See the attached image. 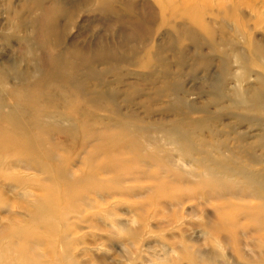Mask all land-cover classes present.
I'll return each mask as SVG.
<instances>
[{
    "label": "rangeland",
    "instance_id": "rangeland-1",
    "mask_svg": "<svg viewBox=\"0 0 264 264\" xmlns=\"http://www.w3.org/2000/svg\"><path fill=\"white\" fill-rule=\"evenodd\" d=\"M34 1L0 0V65L25 72L31 45L43 77L67 72L59 108L23 107L60 118L41 127L53 158L0 148V259L264 264V0ZM87 125L122 148L101 155Z\"/></svg>",
    "mask_w": 264,
    "mask_h": 264
},
{
    "label": "bare ground",
    "instance_id": "bare-ground-1",
    "mask_svg": "<svg viewBox=\"0 0 264 264\" xmlns=\"http://www.w3.org/2000/svg\"><path fill=\"white\" fill-rule=\"evenodd\" d=\"M40 1L41 0L34 1L36 6L37 4L39 6ZM104 1L105 3H107L110 0H104ZM35 4L34 5H23L21 8L22 9L27 8L28 10H32ZM36 19L37 18L35 17L34 21H36ZM19 21L21 24H26V22L30 24L32 23L33 18L31 19V22L23 19L22 17L19 18ZM53 26L54 24L51 21L48 25L51 32H48L49 33L48 35L52 36L53 38L52 44L53 43L55 44L57 41L56 36L58 35L59 30H58V27L55 26L56 27L55 28ZM23 39L28 41L29 36H23ZM30 47L31 45L28 46V51H27V53L29 54V57H24L22 59L25 65L24 67L25 68L24 70H26L25 72H22V73L20 72L22 71L21 70L22 67L20 63L0 65V72L3 74V75H0V91L2 90V94L3 92H5L4 93L5 97L8 98V102H5V103L0 98V120L2 118L5 119V122H7L9 125L7 126V128L3 126L5 128H2V130H0V148L8 151L9 153H7V155H10L12 157H17V156H20L21 154L25 155V154H31L32 152H37L36 154H39V155L43 154L44 157H47L48 159H52L53 153L50 152L45 147L44 134H43L45 133V131L41 128L46 125V123H42L43 121H46V117H43L44 115H41V116H37L34 118L32 117L30 118L27 116L26 114L27 112L23 109V107L25 106V104H28L29 106V104L33 102L37 106L39 105L38 108L36 107V105L31 106V108L35 107L36 111L37 110L39 111V109L41 110L42 108H44L45 110L51 109V108L57 109V107L59 108V104H53L52 102L56 101V98H57L56 94L63 95V92H62L63 89H61L60 87L61 82L58 80L61 76L59 73V70H63V71L65 70V72H67V69L64 68L61 64L57 65L58 64L57 62L56 63L52 62V64L49 67V71L45 73L46 77H43L41 75V72H42L41 64L36 65V62L34 60H37V59L35 58L32 59L30 57V56H33L31 55L32 48ZM67 57L71 59L70 55H68ZM32 60L35 62V64H32L31 66L29 65L30 63L29 61H32ZM67 64L69 65L68 70H70V66L72 65V62L67 61ZM23 73L27 75L24 77L21 76V78L23 79L27 78L28 80H31V81L27 82L26 86L23 88V90H21L20 88H16L14 84L20 81L17 79V74L24 75ZM8 76L11 77L12 81L14 82L13 85H9L8 82L10 79ZM2 84H4V87L1 88ZM47 89L54 90V93L47 91ZM87 92L88 90H86L85 94ZM2 94H0V97ZM4 104H9V106L4 105ZM25 107L27 108V106ZM55 116L56 115H52L51 118H47L46 122L47 123L50 122L51 124H53L52 126L54 127H59L60 123L58 121L60 118L59 117L57 118ZM85 128H86V131L88 130V132L83 134L84 135L83 139L85 142H89L91 139L96 140V145L100 143V149H103V146L109 142L110 144H112L110 147L111 152L112 151L116 152L122 148L121 142L119 143L115 141L114 143H112V133L114 134L116 131L115 132L110 131V128H107L106 126L105 127L100 126L97 128L95 126L87 125V126H84V129ZM70 133L72 135H70L69 137L73 139L74 138L73 135L75 136L76 130L72 129ZM70 133H67V134H70ZM131 140L129 139L128 142L132 145H135L134 143H132ZM124 143H126V140L124 141ZM41 148H44V150L42 151ZM4 150L2 151L6 153V151ZM100 151H101V155L104 154L106 156L108 154L105 149H103V151L102 150ZM95 153L96 151L94 149L93 155H95ZM87 154H89V152ZM111 157L113 158L114 156L110 155L109 158ZM13 165H14V168L20 166L19 163H14ZM103 170H104V167H97V172H103ZM56 171L61 177L62 174H61L60 166L57 167ZM68 187H71L70 191H74V190L79 191L78 189L85 188L83 184H77V183H72V185L69 184ZM253 215L254 217H256L259 215V213H254ZM12 232L13 234H17V233L25 234L23 231H20V230L19 231L14 230ZM9 234L11 236L12 233H9ZM13 240H11V244ZM14 247L15 246H13V248ZM21 248L26 252L24 256L27 258L28 250L26 249V245L25 247L24 245H22ZM20 255H21V260H22L24 256L22 253H20ZM0 264H9V263H6L1 258Z\"/></svg>",
    "mask_w": 264,
    "mask_h": 264
}]
</instances>
